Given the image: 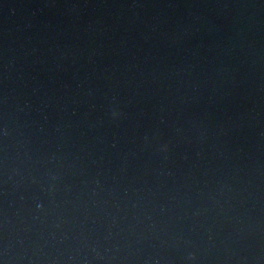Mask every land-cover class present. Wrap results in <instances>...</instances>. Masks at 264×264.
I'll return each mask as SVG.
<instances>
[{
  "label": "water",
  "instance_id": "95a60500",
  "mask_svg": "<svg viewBox=\"0 0 264 264\" xmlns=\"http://www.w3.org/2000/svg\"><path fill=\"white\" fill-rule=\"evenodd\" d=\"M0 264H264V0H0Z\"/></svg>",
  "mask_w": 264,
  "mask_h": 264
}]
</instances>
